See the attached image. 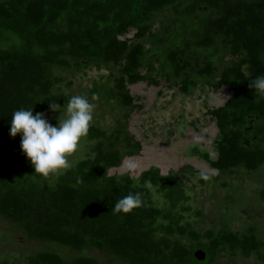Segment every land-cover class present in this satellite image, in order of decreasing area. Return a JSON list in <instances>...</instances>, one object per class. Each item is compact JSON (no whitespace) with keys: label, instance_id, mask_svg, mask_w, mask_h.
I'll use <instances>...</instances> for the list:
<instances>
[{"label":"trees","instance_id":"16d2710c","mask_svg":"<svg viewBox=\"0 0 264 264\" xmlns=\"http://www.w3.org/2000/svg\"><path fill=\"white\" fill-rule=\"evenodd\" d=\"M91 66L109 70L91 91L122 112L111 129L92 121L90 152L45 180L10 135L11 117L67 103L62 75ZM143 67L185 92L200 83L229 87V99L208 109L218 127L217 158L198 147L192 152L219 173L264 165V145L255 144L264 140V98L250 87L264 76V0H0V218L44 246L29 254L30 264H220L222 251L264 261V239L254 227L199 232L185 220L177 172L162 175L152 166L138 179L106 174L142 148L127 126L138 107L129 85L152 78ZM137 192L142 207L112 211Z\"/></svg>","mask_w":264,"mask_h":264},{"label":"rangeland","instance_id":"374dc122","mask_svg":"<svg viewBox=\"0 0 264 264\" xmlns=\"http://www.w3.org/2000/svg\"><path fill=\"white\" fill-rule=\"evenodd\" d=\"M134 32L131 30L126 36L132 37ZM150 70L142 68L144 73H151L152 78L129 85L138 107L130 114L127 132L142 143L138 154L127 156L140 162L135 179L152 166L159 168L164 175L177 172L184 182L187 196L180 210L197 231L205 232L226 225L242 232L254 227L264 239V165L256 171L237 168L219 173L209 162L192 152L193 147H198L209 152L212 159L217 158L214 139L218 127L208 109L222 106L232 95V90L227 86L214 89L200 83L190 92H185L174 81ZM62 76L60 91L68 94L69 99L73 95L86 96L95 105L93 122L106 129L113 128L122 110L102 92L91 91L95 82L108 80L109 70L91 66ZM93 96L96 99L93 100ZM65 104L59 105L63 108ZM60 115L59 110L45 112V118L53 126H58ZM14 138L21 145L22 134ZM255 144L264 145V140L259 138ZM91 145L87 135L81 140L78 151L69 158L70 163L74 165L84 158ZM120 165L110 168L109 175H124ZM200 169L214 171L215 175L204 181L196 172ZM53 177L56 176H50ZM152 190L158 205H164L163 194ZM43 247L0 218V264H30L29 254ZM218 259L220 264H264L256 255L241 252L222 251Z\"/></svg>","mask_w":264,"mask_h":264},{"label":"clouds","instance_id":"9594fccd","mask_svg":"<svg viewBox=\"0 0 264 264\" xmlns=\"http://www.w3.org/2000/svg\"><path fill=\"white\" fill-rule=\"evenodd\" d=\"M250 87L255 89L259 98H264V76L251 81ZM92 99L96 97L93 96ZM50 107L54 111H61L58 126L49 123L45 113L34 115L33 110H17L10 121V135L15 137L22 134L21 149L34 167V173L45 180L50 176L63 175L72 167L69 158L78 151L81 140L89 133L95 105L86 96L73 95L63 108L52 103ZM120 168L123 174L135 179L140 170V162L135 158L126 157ZM106 174H109L108 170ZM198 175L200 179L209 181L215 172L200 169ZM82 182L77 179V183ZM146 186L150 187V182H147ZM143 203L141 193H130L118 200L112 211L115 214H129L142 207Z\"/></svg>","mask_w":264,"mask_h":264},{"label":"water","instance_id":"95a60500","mask_svg":"<svg viewBox=\"0 0 264 264\" xmlns=\"http://www.w3.org/2000/svg\"><path fill=\"white\" fill-rule=\"evenodd\" d=\"M195 255L200 260H204L206 258V253L203 250L196 251Z\"/></svg>","mask_w":264,"mask_h":264}]
</instances>
